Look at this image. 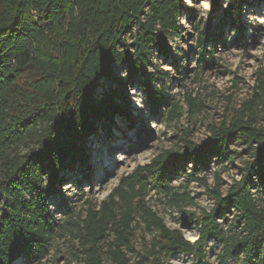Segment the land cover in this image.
I'll return each instance as SVG.
<instances>
[{
    "label": "trees",
    "instance_id": "1",
    "mask_svg": "<svg viewBox=\"0 0 264 264\" xmlns=\"http://www.w3.org/2000/svg\"><path fill=\"white\" fill-rule=\"evenodd\" d=\"M243 1L226 0L219 27L228 23L243 34ZM182 8L180 0H0V264L46 256L64 227L50 200L77 184L65 177L75 165L91 179L86 143L100 124L125 115L120 90L139 86L154 110L167 103L154 68L172 55L170 38L182 36ZM195 29L206 63L213 56L207 45L221 35L210 22ZM101 79L111 88L97 100ZM256 89L201 142L163 150L123 174L78 225L76 264H174L177 254L204 264L211 246L217 264H264V126L254 110L264 98L263 80ZM233 141L240 153L231 150ZM236 154L248 158L239 177L224 189L217 174L211 186L207 172ZM191 183L206 189L209 208L198 206ZM151 194L179 213L181 227L165 222ZM184 227L197 238L188 239Z\"/></svg>",
    "mask_w": 264,
    "mask_h": 264
},
{
    "label": "rangeland",
    "instance_id": "2",
    "mask_svg": "<svg viewBox=\"0 0 264 264\" xmlns=\"http://www.w3.org/2000/svg\"><path fill=\"white\" fill-rule=\"evenodd\" d=\"M180 1L183 39L179 36L170 38L168 46L172 55L161 56L158 68H154L160 80L157 85L163 87L167 103L154 110L139 86H133L125 93L118 92V103L125 115H116L111 123L100 124L97 134L89 137L86 143L91 179L83 178V172L75 165L65 177L77 184H65L59 189V195L50 200L52 216L64 227L56 232L42 260H20L14 264H76L78 225L82 224L88 209L98 208L123 174L137 165L149 163L163 150L183 149L190 142H201L209 135L211 127L230 121L243 104L260 91L256 86L264 81V0L242 2V35L228 23L218 26L222 23L221 9L226 0H220L219 8H215L214 0ZM208 22L211 31L221 37L207 45L213 56L204 63L199 60V33L195 25L200 24L202 29ZM110 88L111 83L101 79L96 99L109 94ZM174 105L177 107L173 115ZM254 110L258 125L264 126V98ZM231 150L240 153L242 148L233 141ZM235 157L226 163V167L213 165L207 172L211 186L217 174L224 189L226 183L239 177L238 168L243 159L248 158L245 154H236ZM87 172L88 169H84V173ZM180 183L181 179L176 178L174 184ZM187 189L198 206L209 208L212 205L205 188L191 183ZM149 203L169 226L181 227L175 221L179 213L163 198L151 194ZM181 229L188 239L197 238L194 230ZM172 262L197 264L198 260L177 254ZM204 264H217L213 246L207 249Z\"/></svg>",
    "mask_w": 264,
    "mask_h": 264
}]
</instances>
